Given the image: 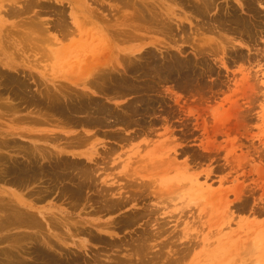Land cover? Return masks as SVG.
Returning a JSON list of instances; mask_svg holds the SVG:
<instances>
[{
    "label": "rangeland",
    "instance_id": "374dc122",
    "mask_svg": "<svg viewBox=\"0 0 264 264\" xmlns=\"http://www.w3.org/2000/svg\"><path fill=\"white\" fill-rule=\"evenodd\" d=\"M18 1V4L26 6L27 0ZM172 1L173 3H171ZM192 1L199 3L198 0H35L31 1L30 5L27 2L30 11L26 7L24 14L22 12L21 15L15 17L1 14L0 82L2 72H6L2 73L5 76L14 75L19 80L21 79L20 82L23 84H29V92H32L31 94L34 92L33 95L39 99L42 98L40 90L43 88L42 91H46L47 86L51 87L50 90H54L55 86L52 85V82L56 81V85L64 86L66 84L71 89L69 90L66 85L64 87L61 85V89L66 90L64 93L70 92L66 96L79 99L85 92L86 94L84 93L82 96L84 98L86 95L85 99L88 97L93 100L99 99V101L102 99L104 104L114 110L113 114L118 118L115 122L110 121L113 122L110 123L111 126L102 125L93 128L85 125V127L83 125L79 127L80 124L77 127L70 122L68 124V121H66L67 123L61 121L60 124V121L57 120L58 115L53 116L49 112L50 110H45V107L42 109L43 104L39 106L40 103L37 105L32 104L34 102L23 100L22 97L25 98V96H22L21 92H16V88H12L8 82L7 85L0 84V155L5 154L3 157L6 159L12 156L15 161L18 159V162L24 159L22 152H24V147H28V144L32 145H29L31 148L36 146V149H38L37 145L39 147L42 145L41 148H49L51 152L56 151L55 149L62 151V157L70 165L75 163L76 168L77 166L96 168L93 178H88V180L81 178L91 187L87 186L88 189H86L85 186L80 196L77 195L73 200V198L61 194L63 187L69 186L68 179L63 180L64 183L56 182L58 186L56 183V185L52 184L53 182L50 183V180L47 179L48 176H43L38 178L37 182L31 183L29 187L19 186V189L17 185L7 180L9 177H3L4 165L2 166V164L6 163L0 160L2 175H0V180H2V182L0 181V201L2 202L0 205L6 203L4 200L7 201V197L11 194L24 195L30 190L31 192L34 190L33 193L37 194V190L42 187V190L48 189L47 193H49V189H51L50 193L53 194L49 193L47 197L40 198L41 200L36 195L31 198L25 196V198L31 201L34 208L41 209L49 215L51 214L49 211L54 210L59 218L62 217L61 220L64 218V222L70 217L69 222L76 223L77 226L79 223L80 228L87 231L83 232L84 234H76L74 239L64 235L63 241L65 244H70L71 240L77 242L79 240L84 242L85 247L90 245L91 247H87V252H82V257L86 258L90 264H94L92 257L96 252L97 262L101 263L103 260V264H115V261L117 263V256L119 260L122 259L120 264H125V262H132L130 264H139L140 262V264H172L173 261H175L173 264H264V26H262L264 25V0H261V2L263 1L262 9L257 7L260 0H252L254 8L246 6L251 0H242L243 3L248 1L245 4L246 9H241V6L235 4L234 0H230V2L229 0H213V6L207 13L204 12L207 17L203 13L205 16L195 15L194 19L195 13L191 15L193 13L191 8L187 9L188 4ZM35 2L37 3L35 4ZM176 2H179L178 4L181 6ZM3 3V5H8L9 2L3 1ZM192 3L190 5H193ZM233 4L238 9L231 8ZM142 5H146V7ZM185 5L187 6L185 7ZM256 9H259L257 14ZM232 10L235 14L237 13L236 15L241 14V17L243 16L246 20L250 30L252 29L254 33L251 34V37L239 34L235 36V32L226 29L224 31L227 32H224L219 27V30L215 28L218 22H214L221 14L225 15L222 20H226L222 23H226V26L229 27L227 25L230 24L229 12L231 13ZM146 11L147 13H145ZM143 12L148 15L145 16ZM154 13L158 15L155 16ZM142 15L146 18L144 19ZM35 16L40 23H45V28L48 27L47 32H40V29L34 26V21L37 20ZM216 16L217 18L213 19ZM202 17L204 18L202 19ZM29 19L34 22L33 25L30 24L31 26ZM59 19H62L61 23H59ZM205 20L208 22L212 20V22H207V24ZM166 21L169 22L173 30L169 28V31ZM179 22H182V26ZM62 24H65V27H61ZM41 29L44 30V28ZM221 35L222 37H220ZM183 38L185 40H182ZM222 47H225L224 51ZM91 55H96L99 58L97 59L98 64L95 62V65L97 64L98 67L105 70L111 67L109 71L114 75L117 74V77L123 76L126 80L124 84L129 87L121 92L110 90L104 95L99 87L84 86L82 78L88 76L85 73L87 72L86 67L91 66L88 64L92 61ZM86 58H89L90 61H87ZM173 59H180L179 62L192 64L188 65L191 69L188 68L187 72L170 76L163 70L164 72H159L160 75L155 77L156 72H151V67H145L151 60L154 62L156 60V63H162V61L170 63V60ZM145 60L146 62H143ZM136 62L138 63L136 64ZM133 65L138 68L143 66L144 69L134 71ZM159 78L163 79L162 82ZM129 81L133 83L139 81L138 84H134H137L140 91L144 93H134L132 89L130 90ZM59 82H64V84ZM147 85L156 87H151L152 91ZM8 87L10 88L7 89ZM76 89H79L78 94ZM72 90L78 97L73 96ZM154 90L156 91L154 92ZM82 97L80 98L82 99ZM139 97L145 100L148 108L140 110L141 104L138 102L136 105L139 112L135 114L130 110H132V105L140 100ZM5 103L10 104L11 107L14 106L11 104H18L15 106L17 109L6 107ZM233 103L236 104V115L235 113L230 114ZM118 104L119 106H117ZM43 112L47 113V118L50 113L49 116L54 120L47 123L46 115L43 117ZM38 114L40 115L38 116ZM31 117H35L33 120L37 118L36 121H32ZM235 118L242 120L238 130L232 127ZM49 120H51L50 117ZM42 121L46 123L43 124ZM79 131L85 135L86 138L83 137L85 140L90 137L88 142L82 141L81 136L83 135ZM40 134L43 137L47 134V139L40 137ZM58 135H61V140L60 137L57 138ZM77 135L81 139L79 142L82 141V146L76 141ZM36 136L42 139L40 140ZM51 138L53 143L50 141ZM68 138L69 141L64 140ZM66 142L72 146L66 145ZM94 150L102 152L96 158L97 164L85 156ZM72 159L75 160L71 161ZM69 166L66 167V170ZM81 167L78 168L81 169ZM93 167L92 169H94ZM97 167H99L98 170ZM80 169L78 170L80 173H78L77 170L75 172V168H68V171L74 174V178L76 177L75 182H82L77 178V175L82 174ZM94 177H97V181ZM90 180L95 182L90 183ZM102 180H106V184ZM142 180L149 183L146 190H142L143 187L140 188L139 181ZM84 181L83 183H85ZM102 185L105 188L111 185L112 189L106 192L102 187L104 189L102 191ZM138 186L142 192L136 189ZM51 187L58 188L53 192L54 189ZM45 191L43 192L45 193ZM97 191H102V193L97 194ZM138 193L139 195H136ZM103 194L105 195L103 196ZM116 198L124 202L118 204L120 207L118 205H116L117 207H104L107 206V203L110 205V200L117 201ZM72 206L75 207L72 208ZM124 215L135 216L137 220H134V224L131 222L128 225L118 226L116 229L106 227V222L127 219L128 217ZM74 220L76 221L73 222ZM91 222L93 224L104 223V225L94 226L90 224ZM44 224L46 229L47 222L44 221ZM48 227L51 229L49 224ZM86 227L90 230L88 231ZM61 228L65 230L64 227ZM61 228L60 230H62ZM19 230L21 229H12L9 230L10 232L3 230L0 232V239L6 234L7 236L9 234L12 239L13 235L11 234L21 232ZM29 232L31 231L29 230ZM97 234L101 235L99 242ZM92 236L97 239L92 240ZM6 241L3 239L2 243L0 242V247L8 246L7 248H9L15 244V241L17 242V240L14 242L10 240L9 243ZM138 242L145 243L146 246L144 245L145 251L143 248L144 252L139 251V255L136 256L133 251L139 244ZM164 243L166 246L163 245ZM134 244H136L135 247H133ZM73 248L76 250L75 247ZM91 248L96 249V252ZM98 253L100 256L97 255ZM132 253H134V257ZM26 255L28 256V254ZM109 255L117 256L111 258L112 256ZM137 257L140 262L137 261ZM124 258L126 260H123ZM29 259L31 260V258ZM123 261L125 262L123 263Z\"/></svg>",
    "mask_w": 264,
    "mask_h": 264
},
{
    "label": "bare ground",
    "instance_id": "6f19581e",
    "mask_svg": "<svg viewBox=\"0 0 264 264\" xmlns=\"http://www.w3.org/2000/svg\"><path fill=\"white\" fill-rule=\"evenodd\" d=\"M3 1H8L9 3H8V5H3L4 3H3ZM31 1H35V0H31ZM30 0L28 1H26V6L25 5H20V4H18V0H0V19H2V13L4 14V16L5 15H8L9 17H11V16H13V17H15V16H18V15H21V13L22 14H24V11H26L25 9H26V7H27V4L28 5H30V3H32ZM191 1V0H190ZM196 1V0H195ZM199 1V3L196 1V3H194L193 1V3L192 2H190V4L192 3L193 5H190V4H188V6L189 7H187V9H189L190 10V8H191V11L193 12L191 15H193L194 13V17H193V19L196 17L195 15H203V16H205L206 15V17H207V14H205V13H207V11L213 6L212 5V3H213V0H198ZM232 1V0H231ZM236 3L235 4H238V6H241V9H243V8H245L246 6H248V7H252V8H254V6L252 5V0L250 1V3H247V5L245 6V4H246V2H248V1H246V2H242V0H234ZM253 1H255V0H253ZM28 2V3H27ZM77 2V1H76ZM183 2V1H182ZM187 2V1H186ZM186 2H184V3H186ZM215 2V1H214ZM229 2H230V0H229ZM259 2V1H258ZM37 2H35V4H36ZM43 3V2H42ZM95 3V2H94ZM171 3H173V1L171 2ZM177 3V2H176ZM179 3V2H178ZM177 3V4H178ZM188 3V2H187ZM186 3V4H187ZM219 3V2H218ZM217 3V4H218ZM234 3V2H233ZM254 3V2H253ZM25 4V3H24ZM34 4V3H33ZM39 4V3H38ZM195 4V5H194ZM232 4V3H231ZM256 4H257V2L255 3V6H256ZM263 1L261 2V0H260V3H258V6L257 7H259L260 9H262L263 8ZM46 5V4H45ZM131 5V4H130ZM174 5V4H173ZM178 5H180V4H178ZM211 5V6H210ZM134 6V5H133ZM142 6H144V5H142ZM181 6V5H180ZM187 5H185V7H186ZM232 6V5H231ZM244 6V7H243ZM29 7L30 6H28L27 7V9L29 10ZM44 7V6H43ZM47 7V6H46ZM144 7H146V5L144 6ZM184 7V8H185ZM217 7H219V5H217ZM227 7V6H226ZM229 7V6H228ZM236 7V5L234 6V4H233V7H231V8H235ZM181 8V7H180ZM225 8V7H224ZM223 8V9H224ZM230 8V9H231ZM237 8V7H236ZM256 8V7H255ZM163 9V8H162ZM186 9V10H187ZM238 9V8H237ZM246 9V8H245ZM250 9V8H249ZM96 10V9H95ZM142 10V9H141ZM146 10V9H145ZM212 10V9H211ZM222 10V9H221ZM220 10V11H221ZM225 10V9H224ZM229 10V9H228ZM248 10V9H247ZM257 10H259V9H256V14H257ZM264 10V9H263ZM30 11V10H29ZM94 11V10H93ZM172 11V10H171ZM216 11H217V9H216ZM219 11V12H220ZM223 11V10H222ZM227 11V10H226ZM225 11V13H227ZM253 11V12H254ZM262 11V10H261ZM261 11H259V12H261ZM92 12V11H91ZM205 12V13H204ZM209 12H211V11H209ZM236 12V11H235ZM248 12V11H247ZM254 12V13H255ZM94 13V12H93ZM144 13V12H143ZM142 13V14H143ZM145 13H147V11L145 12ZM144 13V14H145ZM182 13V12H181ZM205 15H204V14ZM217 13V12H216ZM220 13H222V12H220ZM249 13V12H248ZM251 13V12H250ZM35 14V13H34ZM155 14V13H154ZM153 14V15H154ZM237 14V13H236ZM235 13H234V11L232 10V12L230 13L229 12V17H230V20H229V22H230V24H227V25H229V27L228 26H226V23H222V19H223V17L225 16L224 14V16L221 14V15H219L218 16V18H217V16L216 17H214L213 19H215V18H217L216 19V21L214 22V23H217V27H216V25H215V28H217L218 29V27L220 28V30H222L223 29V31L226 29L227 31L229 30V31H231V32H235L234 33V35L235 36H237L236 34H239L240 36H242V35H247V36H249V37H251V34H254L253 32H252V29L250 30V27H249V25L247 24V22H246V20L243 18V16L241 17V14L240 15H236ZM239 14V13H238ZM260 14V13H259ZM258 14V15H259ZM61 15V14H60ZM146 15H148V14H145V16ZM158 14H155V16H157ZM185 15V14H184ZM218 15V14H217ZM254 15V14H253ZM261 15V14H260ZM264 15V14H263ZM143 17H144V19L146 18L144 15H142ZM189 16V15H188ZM199 16V17H200ZM227 16V15H226ZM256 16V15H255ZM183 17H185V16H183ZM228 17V18H229ZM262 17V16H261ZM19 18V17H18ZM187 18V17H186ZM190 18V17H189ZM201 18V17H200ZM204 17H202V19H203ZM225 18V17H224ZM246 18V17H245ZM33 20H34V18H32ZM35 19H37L36 21H34L33 22V20H31V19H29V21H30V23H29V25L30 24H32V23H34L35 25L34 26H36V28L37 29H40L39 31L40 32H42V31H45V32H47L48 30V27H46L45 28V23L44 24H42V22L40 23V21H38V18H36V16H35ZM82 19V18H81ZM151 19H153V18H151ZM172 19V18H171ZM206 19V18H205ZM211 19V18H210ZM212 19V20H213ZM247 19V18H246ZM40 20V19H39ZM62 20V19H61ZM60 19H59V23H61L62 21H61ZM173 20V19H172ZM191 20V19H190ZM208 20V19H207ZM212 20L210 21V22H212ZM252 20V19H251ZM250 20V21H251ZM254 20V19H253ZM154 21H155V19H154ZM206 21V20H205ZM209 21V20H208ZM208 21H206V23L208 22ZM226 21V20H225ZM225 21H223V22H225ZM255 21V20H254ZM259 21V20H258ZM21 22H23V21H21ZM26 22V21H25ZM166 22H168V21H166ZM165 22V23H166ZM183 22V21H182ZM181 22V23H182ZM195 22V21H194ZM199 22V21H198ZM203 22V21H202ZM210 22H208V23H210ZM57 23V22H56ZM64 23H65V21H64ZM160 23H162V22H160ZM164 23V24H165ZM180 22H179V24L182 26V24H181ZM204 23V22H203ZM207 23V24H208ZM248 23H249V20H248ZM254 23V22H253ZM23 24H24V22H23ZM37 24H38V26H37ZM91 24V23H90ZM163 24V23H162ZM167 24V23H166ZM165 24V25H166ZM195 24V23H194ZM205 24V23H204ZM203 24V25H204ZM212 24V23H211ZM259 24V23H258ZM257 24V25H258ZM26 25V24H25ZM27 25H28V21H27ZM33 25V24H32ZM56 25V24H55ZM65 25V24H64ZM63 24L61 25V27H63L64 26ZM196 25H198V24H196ZM210 25V24H209ZM208 25V26H209ZM213 25V24H212ZM211 25V26H212ZM226 26V28H224L225 26ZM31 26V25H30ZM33 26V27H34ZM82 26V25H81ZM168 26H170L169 25V22H168V24L166 25V27L169 29V28H171V30H173V28H172V26H170V27H168ZM252 26V25H251ZM262 26H264V25H262ZM6 27H8L9 28V26H6ZM24 27V26H23ZM65 27V26H64ZM153 27H155V26H153ZM161 27V26H160ZM166 27H164V28H166ZM179 27V26H178ZM199 27V26H198ZM202 27V26H201ZM7 28V29H8ZM41 28H44V30H42ZM166 28V29H167ZM203 28H205V27H203ZM209 28H211V27H209ZM7 29H5V30H7ZM26 29V28H25ZM149 29V28H148ZM153 29V28H152ZM157 29V28H156ZM197 29V28H196ZM214 29V28H213ZM31 30V29H30ZM36 30V29H35ZM47 30V31H46ZM151 30V29H150ZM164 30V29H163ZM210 30V29H209ZM219 30V29H218ZM28 31V30H27ZM169 31H170V29H169ZM168 31V32H169ZM182 31H185V30H182ZM205 31V30H204ZM227 31H224V32H227ZM254 31V30H253ZM8 32V31H7ZM31 32V31H30ZM37 32H38V30H37ZM39 32V33H40ZM160 32V31H159ZM214 32V31H213ZM212 32V33H213ZM223 32V33H224ZM4 33H5V31H4ZM36 33V32H35ZM34 33V34H35ZM158 33V32H157ZM170 33V32H169ZM168 33V34H169ZM198 33V32H197ZM196 33V34H197ZM23 34V33H22ZM25 34V33H24ZM214 34H215V32H214ZM217 34H219V33H217ZM233 34V33H232ZM27 35V34H26ZM230 35V34H229ZM257 35V34H256ZM130 36H131V33H130ZM172 36V35H171ZM42 37V36H41ZM199 37V36H198ZM220 37H222V35L220 36ZM28 38V37H27ZM27 38H25V39H27ZM38 38V37H37ZM37 38H35V39H37ZM185 38V37H184ZM182 39V40H185V39ZM190 38V37H189ZM3 39V38H2ZM7 39H9V38H7ZM23 39V38H22ZM54 39H55V37H54ZM201 39V38H200ZM219 39V38H218ZM222 39V38H221ZM250 39V38H249ZM257 39V38H256ZM199 40V39H198ZM209 40H211V39H209ZM208 40V41H209ZM225 40V39H224ZM174 41H175V39H174ZM173 41V42H174ZM207 41V42H208ZM212 41V40H211ZM222 41H223V39H222ZM227 41H228V39H227ZM2 42H4V41H2ZM184 42V41H183ZM199 42H200V40H199ZM213 42V41H212ZM225 42V41H224ZM231 42V41H230ZM230 42H228V43H230ZM255 42V41H254ZM210 43V42H209ZM217 43V42H216ZM2 44H5V43H2ZM218 44V43H217ZM220 44V43H219ZM225 44H227V43H225ZM207 45V44H206ZM209 45V44H208ZM4 46V45H3ZM197 46V45H196ZM215 45H213V47H214ZM220 46V45H219ZM225 46V45H224ZM232 46V45H231ZM6 47V46H5ZM198 47V46H197ZM207 47V46H206ZM205 47V48H206ZM204 48V47H203ZM211 48V47H210ZM215 48V47H214ZM217 48H218V46H217ZM224 48L225 47H222V49H223V51H224ZM110 49V48H109ZM207 49H208V47H207ZM1 50V49H0ZM215 50V49H214ZM220 51H221V49H219ZM213 52H215V51H213ZM219 52V51H218ZM48 53V52H47ZM144 53V52H143ZM104 54V53H103ZM106 55V54H105ZM104 55V56H105ZM215 55V54H214ZM170 56V55H169ZM168 56V57H169ZM91 57V62L93 63H91V62H86V64L88 63L89 65H91V66H87L86 67V69H87V72L85 73V75H88V76H86L84 79L82 78V83L84 84V86L85 85H89V86H91V87H99L100 89H101V91H103V93H104V95H105V93L106 92H108V91H110V90H112V91H116V92H121V91H123V90H125V89H127L128 87H126L127 85H125L124 83L126 82V80H125V78L122 76H119V77H117L116 75H114V74H112L109 70H110V68L111 67H109L108 69H101L100 67H98L97 66V59H99V58H97L98 56H96V55H91L90 56ZM138 57V56H137ZM145 57V56H144ZM112 57H110V59H111ZM158 58H159V56H158ZM87 59V61H90V60H88L89 58H86ZM85 59V60H86ZM141 59V58H140ZM203 59V58H202ZM1 60V59H0ZM112 60V59H111ZM139 60V59H138ZM142 60V59H141ZM143 60H144V58H143ZM147 60H148V58H147ZM165 60V59H164ZM180 60V59H179ZM179 60H177V59H173V60H170V63H163V61H162V63H156V60H155V62L154 61H148V63L146 64V66L145 67H151V72H156V76L155 77H157V75H160L159 74V72H164L163 70H165V74H167V75H173V74H175V75H177L176 73H184V72H187L186 70L189 68V69H191L189 66L190 65H192V64H186V63H182V62H179ZM189 60V59H188ZM206 60V59H205ZM103 61V60H102ZM108 61V60H107ZM160 61V60H159ZM201 61V60H200ZM95 62L97 63L96 65H95ZM138 62H140V61H138ZM138 62H136V64L138 63ZM143 62H146V60L145 61H143ZM142 62V63H143ZM133 63H135V62H133ZM193 63V62H192ZM87 64V65H88ZM209 64V63H208ZM105 65H108V64H105ZM139 66H140V64H138ZM189 65V66H188ZM194 65V64H193ZM85 66V65H84ZM101 66V65H100ZM137 66V65H136ZM195 66V65H194ZM202 66V65H201ZM83 67V66H82ZM116 67V66H115ZM133 67V70L134 71H139V70H143L144 68H143V66L141 67V68H138V67H135V65H133L132 66ZM193 67V66H192ZM208 68V67H207ZM83 69V68H82ZM85 69V70H86ZM204 69V68H203ZM162 70V71H161ZM193 70V69H192ZM208 70V69H207ZM147 71H149V70H147ZM196 71V70H195ZM194 71V72H195ZM200 71V70H199ZM1 72V71H0ZM115 72V71H114ZM204 72V71H203ZM208 72V71H207ZM2 73H6V72H2ZM1 73V75H2V78H1V82H0V84L2 83V84H6L7 85V82H8V84L13 88H16V92H21L20 94L22 95V96H25V98H23L22 97V99L24 100L25 99V101H27V102H34V103H32V104H39V106L41 105L42 106V104H43V106L41 107L42 109H43V107H45L46 109L45 110H50L49 112H51V114H53V116H55L56 117V115H58L57 117H58V122L61 124V121L62 122H65V123H67L66 121H68V124H70V123H72V125L73 124H75V125H77V127H78V124H80V126L79 127H82L81 125H83V127H85V126H88V127H91V128H93V127H98V126H102V125H109V126H111V124L110 123H113V122H115L116 120H118V118L116 117V116H114V114H113V109L112 108H110L107 104H104L103 103V100L101 101H99V99H97V100H93V99H91V97L89 98L88 97V99H85V96L86 95H84V98L82 97L83 96V94L85 93H83L82 94V96H80V97H82V99L79 97V99H77L76 97H74V98H76V99H72L73 97H69V95L68 96H66L67 94H69L70 92L67 90V92H69V93H64L65 91H63V89H61L62 87H61V85H59V84H57L56 85V81L55 82H52V85L53 86H55L54 87V90L52 89V90H50V88H48L49 86H47V88H46V91H42V90H40V92H42L41 93V97L42 98H36L33 94H35L34 92H33V94H31L29 91H30V88L28 87V85H26V83L25 84H23V82H20V80L17 78V77H15L14 75H9L8 74V76H5L4 74H2ZM137 73V72H136ZM135 73V74H136ZM139 73V72H138ZM158 73V74H157ZM90 74V75H89ZM129 74V73H128ZM131 74V73H130ZM142 74V73H141ZM154 74V73H153ZM153 74H151V75H153ZM192 74V73H191ZM132 75V74H131ZM144 75H146V74H144ZM148 75H149V73H148ZM198 75V74H197ZM16 76H17V74H16ZM162 76V75H161ZM179 76V75H178ZM199 76V75H198ZM206 76V75H205ZM67 77V76H66ZM141 78H142V75L140 76ZM151 77V76H150ZM154 77V76H153ZM152 77V78H153ZM159 77V76H158ZM176 77V76H175ZM23 78V77H22ZM124 78V79H123ZM136 78H138V77H136ZM161 78V77H160ZM159 78V79H160ZM167 78V77H166ZM188 78V77H187ZM80 79V78H79ZM178 79V78H177ZM71 80V79H70ZM74 80H76L75 78H74ZM141 80V79H140ZM139 80V81H140ZM161 80V79H160ZM163 80V79H162ZM162 80H161V82H162ZM166 80V79H165ZM197 80V79H196ZM22 81H25V80H23L22 79ZM27 81V80H26ZM139 81H137V82H139ZM157 81V80H156ZM189 81V80H188ZM6 82V83H5ZM78 82H80V80H78ZM130 82V90L132 89L133 90V92L135 93H139V92H142V91H140V89L138 88L139 86L137 85L138 83L137 82H134V83H137V84H134L133 82H131V81H129ZM145 82V81H144ZM149 82V81H148ZM59 83H63L64 84V82H59ZM153 83V82H152ZM194 83V82H193ZM201 83V82H200ZM143 84V86H145L146 84H147V82L145 83V85H144V83H142ZM158 84V83H157ZM162 84V83H161ZM202 84V83H201ZM66 85V84H65ZM64 85V86H65ZM141 85V84H140ZM149 85H151V84H149ZM149 85H147V86H149ZM176 85V84H175ZM40 86V85H39ZM63 86V85H62ZM63 86V87H64ZM137 86V87H136ZM142 86V87H143ZM147 86H146V89H147ZM154 86V85H153ZM153 86H151V87H153ZM179 86V85H178ZM198 86V85H197ZM66 87H68V89H69V86H67L66 85ZM141 87V86H140ZM150 87V86H149ZM148 87V88H149ZM151 87L149 88V90L151 89ZM156 87V86H155ZM155 87H153V88H155ZM5 88H6V86H5ZM10 87H8L7 89H9ZM72 88V87H71ZM135 88V89H134ZM136 88H138V89H136ZM144 88V87H143ZM1 89V88H0ZM39 89V88H38ZM67 89V88H66ZM73 89V88H72ZM97 89V88H96ZM159 89V88H158ZM157 89V90H158ZM11 90H13V89H11ZM69 90H71V89H69ZM74 90V89H73ZM71 91V93L73 92L74 93V91ZM78 90L79 89H76L75 91H77L76 93L78 94L79 92H78ZM99 90V89H98ZM144 90V89H143ZM152 90V89H151ZM32 91V90H31ZM34 91V90H33ZM39 91V90H38ZM153 91V90H152ZM156 90H154V92H155ZM15 92V93H16ZM81 92V91H80ZM97 92V91H96ZM158 92H160V91H158ZM162 92V91H161ZM1 93V92H0ZM8 93V92H7ZM12 93V92H11ZM37 94H38V92H36ZM44 93V94H43ZM72 93V94H73ZM142 93H144V92H142ZM146 93V92H145ZM149 93H150V91H149ZM18 94V93H17ZM24 94V95H23ZM77 94H73V96H77L78 97V95ZM81 94V93H80ZM86 94V93H85ZM154 94V93H153ZM11 95V94H10ZM15 95V94H14ZM88 95V94H87ZM20 96V95H19ZM37 96V95H36ZM71 96V95H70ZM108 96V95H107ZM112 96V95H111ZM133 96V95H132ZM147 96V95H146ZM13 97V96H12ZM143 97V96H142ZM37 100H36V99ZM92 98H94V97H92ZM140 98V100H137V102H133L134 104H135V106H134V104L132 105V110H130L131 112H134L135 114L137 113V112H139V111H137L138 110V106L136 105L138 102H140V110H141V108L142 109H144V110H146L147 108H148V106H147V104L145 103V100L144 99H142L141 97H139ZM162 98V97H161ZM13 99V98H12ZM21 99V100H22ZM96 99V98H95ZM112 99V98H111ZM136 99V98H135ZM4 103V102H3ZM8 103H10V102H8ZM11 103H12V101H11ZM14 103V102H13ZM158 103V102H157ZM5 104H7V103H5ZM22 104V103H21ZM155 104V103H154ZM10 104H7V105H5L6 107L8 106V107H11V106H9ZM11 105H14V106H12V107H15V106H17L16 104H11ZM31 105V104H30ZM29 105V106H30ZM128 105V104H127ZM158 105V104H157ZM4 106V107H5ZM25 106H28V105H25ZM117 106H119V104L117 105ZM235 106H236V104L235 103H233L232 104V107H231V109H230V114H234L236 111V108H235ZM11 107V108H12ZM19 107V106H18ZM22 107V106H21ZM20 107V108H21ZM37 107V106H36ZM156 107V106H155ZM16 108V107H15ZM24 108V107H23ZM121 108V107H120ZM151 108V107H150ZM17 109V108H16ZM25 109V108H24ZM36 109H38V108H36ZM159 109V108H158ZM19 110V109H18ZM21 110V109H20ZM44 110V111H45ZM120 110V109H119ZM9 111H11V110H9ZM13 111V110H12ZM15 111V110H14ZM41 111V110H40ZM123 111V110H122ZM129 111V112H130ZM151 111V110H150ZM39 112V111H38ZM152 112V111H151ZM36 113H37V111H36ZM35 113V114H36ZM44 113V112H43ZM118 113H120V112H118ZM125 113H127V112H125ZM41 115H42V113H40ZM40 114H38V116L40 115ZM122 114V113H121ZM124 114V113H123ZM134 114V115H135ZM46 115V118H47V113L45 112L44 114H43V117ZM49 115H50V113H49ZM48 115V118L45 120L47 123L49 122V121H52V120H54L51 116H49ZM145 115V114H144ZM235 115H236V113H235ZM234 115V116H235ZM36 116V115H35ZM37 116V117H38ZM125 116V115H124ZM21 117V116H20ZM42 117V118H43ZM49 117L51 118V120H49ZM60 117V118H59ZM140 117V116H139ZM26 118V117H25ZM30 118V117H29ZM33 118H35V117H31V119H32V121H36V119H34L33 120ZM56 119V118H55ZM124 119V118H123ZM122 119V120H123ZM16 120V119H15ZM18 120V119H17ZM21 120V119H20ZM26 120V119H25ZM24 120V121H25ZM48 120V121H47ZM132 120V119H131ZM22 121V120H21ZM30 121V120H29ZM29 121H26V122H29ZM34 121V122H35ZM39 121V120H38ZM43 122V124L44 123H46V122ZM110 121H113V122H110ZM40 122V121H39ZM57 122V121H56ZM70 122V123H69ZM137 122V121H136ZM240 122L242 123V120L240 121L238 118H235V121H234V123H233V125H232V127H234L235 128V130H238L239 129V126H240ZM32 123V122H31ZM36 123H38V122H36ZM144 123V122H143ZM39 124V123H38ZM37 124V125H38ZM51 124H52V122H51ZM63 124V123H62ZM68 124H67V126H68ZM135 124V123H134ZM41 125V124H40ZM46 125V124H45ZM57 125H58V123H57ZM56 125V126H57ZM85 125V126H84ZM52 126V125H51ZM66 126V127H67ZM116 126V125H115ZM121 126V125H120ZM123 126V125H122ZM121 126V127H122ZM143 126V125H142ZM69 127V126H68ZM71 128V127H70ZM73 128V127H72ZM125 128V127H124ZM135 128V127H134ZM141 128V127H140ZM146 128V127H145ZM86 129H87V127H86ZM143 129V128H142ZM99 130V129H98ZM118 130V129H117ZM134 130V129H133ZM80 132V131H79ZM106 132V131H105ZM104 132V133H105ZM108 132H109V130H108ZM66 133V132H65ZM81 133V132H80ZM94 133V132H93ZM78 134V133H77ZM83 136H81V138L83 139L82 141L84 142V141H87L88 142V139H90V137L88 138V136H87V138L88 139H84L83 137H85V135L83 134V133H81ZM96 134V133H95ZM94 134V135H95ZM101 134V133H100ZM109 134V133H108ZM115 134H117V133H115ZM119 134H121L120 132H119ZM134 134V133H133ZM44 135V134H43ZM56 135V134H55ZM54 135V136H55ZM105 135V134H104ZM124 135V134H123ZM40 137H43V136H41V134L39 135ZM54 136H53V138H54ZM73 136V135H72ZM75 136H76V134H75ZM74 136V137H75ZM79 136H80V134H79ZM118 136V135H117ZM122 136V135H121ZM28 137V136H27ZM31 137V136H30ZM37 137V136H36ZM44 137L47 139V134H45L44 135ZM43 137V138H44ZM49 137H51V136H49ZM60 137V138H59ZM112 137V136H111ZM123 137V136H122ZM133 137V136H132ZM37 138H39V137H37ZM57 138H59L60 140H61V135H58L57 136ZM56 138V139H57ZM64 138H67V137H64ZM80 138V137H79ZM78 138V135H77V139H76V141H78V143H80V145L82 144L81 142H79L81 139H79ZM86 138V137H85ZM110 138V137H109ZM127 138V137H126ZM40 139V138H39ZM42 139V138H41ZM40 139V140H41ZM72 140H73V137L71 138ZM97 139V138H96ZM115 139V138H114ZM121 139V138H120ZM11 140V139H10ZM53 141V139L51 138L50 139V141ZM64 140H70L69 138L68 139H64ZM72 140H71V143H73L72 142ZM75 140V139H74ZM13 141H14V139H13ZM51 141V142H52ZM59 141V140H58ZM1 142V141H0ZM44 142V141H43ZM117 142V141H116ZM53 143V142H52ZM56 143V142H55ZM68 142H66V145H69V146H72V145H70V144H67ZM77 143V144H78ZM86 143V142H85ZM2 144H3V142H2ZM7 144V143H6ZM13 144V143H12ZM20 144H22V143H20ZM61 144H63V143H61ZM76 144V145H77ZM93 144V143H92ZM24 145V144H23ZM22 145V146H23ZM27 145V144H26ZM29 145H31V144H28V147L26 146V147H24V152H22V157L24 158L22 161L20 160V161H18L17 162V160L15 161L14 160V158L12 157V156H10L9 157V159H6L5 157H3L4 155H0V160L4 163H6V164H2V166L4 165V167H3V177H9L7 180H9V182H11L12 184H14V185H17L18 187L20 186V187H29L30 186V184L31 183H33L34 181H36L38 178H41V177H43V176H48L47 177V179H48V181L50 180V183L51 182H53L52 184H54V185H56L57 183L56 182H62L63 180H66V179H68V182H70V183H68L69 184V186H65V187H63L62 185V187H63V189H62V192H61V194L63 193L64 195H66V196H68V197H71V198H73V200H74V197H77V195H79L80 196V193L82 192V190L84 189V187L86 186V189H88V187L87 186H90L91 187V185H89L88 183H86L85 181H84V179L85 180H88V178L90 179V178H93V176H95V175H93V173H96L95 171V169L96 168H94L93 166V168L94 169H92V167H91V169H89L88 167V165H86V166H88L87 168L84 166V168H82L81 166H77V168L78 167H81V169L80 168H78V170L80 169L81 170V172H82V174H80L79 176L77 175V178L78 179H80V181H82L81 180V178H84L83 179V181L85 182V183H83V181L82 182H79V181H77V182H75L74 180H75V178H74V174H72V172L71 171H68V168L70 167L71 169H74L75 168V172H77L78 170H77V168H76V165H70V163L69 162H67L63 157H62V151H60L59 149H55L56 151H53V152H51L50 151V149L48 150L47 148H45V147H43V148H41V146L39 147V145H37V147H38V149H36V146H33V148H31ZM52 145V144H51ZM83 145H85V144H83ZM25 146V145H24ZM32 146V145H31ZM74 146V145H73ZM78 146H79V144H78ZM82 146V145H81ZM163 146V145H162ZM8 147V146H7ZM18 147V146H17ZM20 147V146H19ZM30 147V148H29ZM63 147H65V146H63ZM66 147H68V146H66ZM74 147H77V146H74ZM109 147H110V145H109ZM112 147H113V145H112ZM160 147V146H159ZM10 148V147H9ZM21 148V147H20ZM4 149V148H3ZM102 150V149H101ZM101 150H100V152H101ZM112 150H114L113 148H112ZM163 150V149H162ZM156 151H158V150H156ZM155 151V152H156ZM161 151V150H160ZM15 152V151H14ZM100 152H98L97 150H94V152H90L89 154H86L85 156H87V158H89V159H91V161H94L96 164H97V156L100 154ZM162 152V151H161ZM16 153H17V151H16ZM19 153V152H18ZM20 153H21V151H20ZM102 153V152H101ZM110 153H111V151H110ZM114 153V152H113ZM159 153V152H158ZM78 154V153H77ZM108 154H109V152H108ZM112 154V153H111ZM65 155V154H64ZM104 155V154H103ZM60 156V157H59ZM66 156V155H65ZM7 157V156H6ZM13 159H12V158ZM20 157V156H19ZM106 159V158H105ZM73 160H75V159H72L71 161H73ZM81 160V159H80ZM99 160V159H98ZM77 161V160H76ZM85 161V160H84ZM80 162V161H79ZM101 162V161H100ZM110 162V161H109ZM72 163V162H71ZM103 163V162H102ZM136 163V162H135ZM76 164H77V162H76ZM87 164V163H86ZM106 164V163H105ZM141 164V163H140ZM70 165V166H69ZM79 165V164H78ZM85 165V164H84ZM67 166H69L68 168H67V170H66V167ZM104 166V165H103ZM137 167V166H136ZM1 169V168H0ZM99 169V167H97V170ZM262 169V168H261ZM260 169V170H261ZM77 170V171H76ZM138 170V169H137ZM137 170H135V171H137ZM105 171V170H104ZM141 171V170H140ZM145 172V171H144ZM259 172H261V171H259ZM264 172V171H263ZM78 173H80L79 171H78ZM101 174V173H100ZM0 175H1V172H0ZM132 175V174H131ZM2 176V175H1ZM97 178V177H96ZM95 177H94V179H96ZM136 178V177H135ZM139 178V177H138ZM43 179V178H42ZM93 179V180H94ZM130 179V178H129ZM134 179V178H133ZM40 181H41V179H39ZM46 180V179H45ZM92 180V181H93ZM139 180V179H138ZM153 180V179H152ZM1 182H2V180H0ZM47 181V182H48ZM92 181L90 180V183H92ZM96 181H97V179H96ZM103 181V183L104 184H106V180L104 181V180H102ZM132 181V180H131ZM37 182V181H36ZM46 182V181H45ZM95 181H93V183H94ZM127 182V181H126ZM153 182V181H152ZM44 183V182H43ZM42 183V184H43ZM49 183V186L51 185ZM56 183V184H55ZM62 183H64V182H62ZM135 183H137V182H135ZM6 184V183H5ZM40 184V183H39ZM38 184V185H39ZM132 184V183H131ZM138 184V183H137ZM139 184L141 185V187L140 188H142V190L144 189V190H146L147 189V187L146 186H149V183L147 182L146 183V181H139ZM157 184V183H156ZM44 185V184H43ZM53 185V186H54ZM58 185V184H57ZM65 185H67V184H65ZM98 185V184H97ZM134 185V184H133ZM139 185V186H140ZM36 186V185H35ZM34 186V187H35ZM45 186V185H44ZM59 186V185H58ZM60 186V187H61ZM95 186H96V183H95ZM119 186V185H118ZM137 186V185H136ZM139 186L138 187H136V189L139 191L140 190V192H142L141 191V189L139 188ZM155 186V185H154ZM20 187H19V189H20ZM34 187H32V188H34ZM38 187H41V186H38ZM46 187H47V185H46ZM105 189V191L106 192H108L109 190H111L112 189V186L110 185V186H108L107 188H105V186H101V190L103 189V188ZM16 188V187H15ZM43 188V187H42ZM42 188L40 189V190H37L38 191V195L37 194H35V193H33L34 192V190L31 192V190L28 192V193H25L24 195H17V194H11L10 196H8L7 198H8V200L7 201H5L3 198H2V201L4 200V202H6V203H3L2 205H0V232L1 231H3V230H7L8 232H10L9 230H12V229H21V230H19V231H21V232H17L16 234H14V233H12L11 235H13L11 238L12 239H10V235L8 234V236H7V234H6V236L4 235V236H2V238L6 241L7 239H10L12 242H14V240H17V242L15 241L14 243L15 244H12L11 246H9V248H7V247H0V264H90V263H88L87 262V260H86V258L84 259L83 257H82V252H87L88 250H87V247H89L88 245H87V247H85V244H84V242L83 241H79L78 240V242L77 241H75V240H71L72 242L70 243V244H65L64 243V241H63V237H64V235L66 236V237H68V238H70V239H74L76 236V234L78 235V234H80V233H82V234H84L83 232H85L83 229H81L80 228V226H79V223H78V226H77V224L76 223H71V221L69 222L68 220H70V217L68 218V220L67 221H63V219L61 220V218H59L58 217V214H57V212H55L54 210H51V211H49V212H51V214L49 215V214H46L47 212H44L43 210H41V209H38V208H34L33 206L34 205H32L31 204V201L30 200H26V198H25V196H27V197H29V198H31V197H34L35 195L36 196H38V198H39V200H41L40 198H45V197H47V195H49V193H50V190L51 189H49V193H47L48 191V189L45 191V190H42ZM48 188V187H47ZM52 189H54L53 187H51ZM56 188H58V187H56ZM55 188V189H56ZM115 187L113 186V189H114ZM139 188V189H138ZM146 188V189H145ZM55 189H54V191L53 192H55ZM95 189V188H94ZM103 189V190H104ZM154 189V188H153ZM59 190H60V188H59ZM102 190V191H103ZM43 191H45V193L43 192ZM89 191V190H88ZM92 191V190H91ZM102 191L101 192H99V191H97V194L99 193H102ZM133 191V190H132ZM136 191V190H135ZM134 191V192H135ZM148 191V190H147ZM36 192V191H35ZM94 192H96V191H94ZM105 192V193H106ZM52 193V192H51ZM50 193V194H51ZM137 193V192H136ZM143 193H144V191H143ZM149 193V192H148ZM53 194V193H52ZM51 194V195H52ZM84 194V193H83ZM114 194V193H113ZM141 194V193H140ZM50 195V196H51ZM60 195V194H59ZM96 195V194H95ZM105 194H103V196H104ZM106 195H108L107 193H106ZM112 195V194H111ZM118 195V194H117ZM122 195V194H121ZM136 195H139V193L138 194H136ZM82 196V195H81ZM129 196V195H128ZM132 196V195H131ZM142 196V195H141ZM146 196V195H145ZM91 197V196H90ZM106 197V196H105ZM108 197V196H107ZM140 197V196H139ZM67 198V197H66ZM79 198V197H78ZM85 198V197H84ZM99 198V197H98ZM120 198V197H119ZM119 198H116L117 199V201L115 200H110V205H108V203H107V206H104V207H112V206H116V205H118V204H120V203H124L123 201H121V200H118ZM144 198V197H143ZM35 199V198H34ZM80 199V198H79ZM100 199V198H99ZM105 199V198H104ZM113 199V198H112ZM120 199H122V198H120ZM1 200V199H0ZM38 200V199H37ZM86 200H89V199H86ZM91 200V199H90ZM108 200V199H107ZM123 200V199H122ZM131 200V199H130ZM36 201V200H35ZM84 201V200H83ZM104 200L102 199V202H103ZM109 201V200H108ZM125 201V200H124ZM1 202V201H0ZM38 202H41V201H38ZM37 202V203H38ZM80 202V201H79ZM89 202V201H88ZM91 202H93V201H91ZM104 202V203H105ZM2 203V202H1ZM103 203V204H104ZM106 203H105V205H106ZM127 203V202H126ZM91 204V203H90ZM71 205H72V202H71ZM74 205V204H73ZM95 205V204H94ZM136 205V204H135ZM143 205H145V204H143ZM103 206V205H102ZM119 207H120V205H118ZM151 206V205H150ZM149 206V207H150ZM75 207V206H74ZM73 206H72V208H74ZM109 207V208H110ZM117 207V206H116ZM125 207V206H124ZM31 208H33V209H31ZM98 208V210H99V207H97ZM122 208V207H121ZM118 209H120V208H118ZM131 209V208H130ZM141 209H143V208H141ZM151 209V208H150ZM149 209V210H150ZM35 210V211H34ZM102 210V209H101ZM100 210V211H101ZM112 210V209H111ZM136 210V209H135ZM104 211V210H103ZM138 211V210H137ZM154 211V210H153ZM89 212V211H88ZM93 212V211H92ZM110 212V211H109ZM115 212V211H114ZM97 214H98V212H96ZM100 213V212H99ZM112 213V212H111ZM110 213V214H111ZM136 213V212H135ZM147 213V212H146ZM125 216V215H124ZM127 216V215H126ZM125 216V217H126ZM148 216V215H147ZM154 216V215H153ZM65 217V216H64ZM121 217H123V216H121ZM128 217V216H127ZM67 218V217H66ZM149 218V217H148ZM136 218H135V216H130V217H128L127 219H125V220H119V221H117V222H115V221H111V222H106V227L108 226V228L109 227H111V229L112 228H114V229H116V228H118V226H122V225H128V224H130L131 222H133V224H134V220H135ZM139 219V218H138ZM156 220H157V218H155ZM137 220V219H136ZM135 220V221H136ZM140 220V219H139ZM44 221H46L47 222V225H46V229H45V224H44ZM76 220H74L73 222H75ZM144 221V220H143ZM86 222H88V221H86ZM116 223V224H115ZM48 224H49V226L51 227V229L48 227ZM90 224H93L92 222L90 223ZM99 224H101V223H99ZM99 224H93L94 226L95 225H97V226H99ZM156 224V223H155ZM101 225H104V223L103 224H101ZM113 225V226H112ZM159 225H160V223H159ZM133 226V225H132ZM61 227H64L65 228V230H63ZM82 227V226H81ZM60 228L63 230H60ZM83 228V227H82ZM87 228V230H88V227H86ZM105 228V227H104ZM107 228V229H108ZM128 228V227H127ZM161 228H163V227H161ZM106 229V228H105ZM156 229H158V228H156ZM29 230L31 231V232H29ZM90 230V229H89ZM88 230V231H89ZM161 230V229H160ZM165 230V229H164ZM163 230V231H164ZM49 231H52V232H49ZM93 231V230H92ZM138 231V230H137ZM153 231V230H152ZM47 234H46V233ZM87 232V231H86ZM91 232V231H90ZM144 232V231H143ZM157 232V231H156ZM66 233H68V234H66ZM92 233V232H91ZM93 233L94 234H96L95 233V231H93ZM93 233H92V235H93ZM97 233H99V232H97ZM138 233V232H137ZM163 233V232H162ZM86 234V233H85ZM89 234V233H88ZM102 234H104V232H102ZM156 234V233H155ZM154 234V235H155ZM97 235H99V234H97ZM113 235V234H112ZM150 235V234H149ZM152 235V234H151ZM153 235V236H154ZM162 235V234H161ZM49 236H51L52 238H50ZM88 236V235H87ZM95 236V235H94ZM100 236L101 235H99V237L97 236V238H98V242L100 241L99 240V238H100ZM108 236V235H107ZM145 236V235H144ZM140 237H141V235H140ZM148 237V236H147ZM146 237V238H147ZM0 239V242L2 243V241H3V239ZM92 238V240H96L97 238L96 237H91ZM103 238V237H102ZM107 238V237H106ZM113 238V237H112ZM136 238V237H135ZM65 240L67 239V238H64ZM70 239H68V240H70ZM89 239V238H88ZM101 239V238H100ZM142 239V238H141ZM144 239V238H143ZM2 240V241H1ZM10 240H7L6 242H8L9 243V241ZM90 241H91V239H89ZM146 240V239H145ZM10 241V242H11ZM105 241V240H104ZM107 242H108V240H106ZM115 241V240H114ZM138 241V240H137ZM147 241H148V238H147ZM113 242V241H112ZM133 242V241H132ZM135 242V241H134ZM145 242V241H144ZM0 243V244H1ZM136 243V242H135ZM139 243V242H138ZM137 243V244H138ZM27 244H31L30 246L28 245L27 246ZM101 244V243H100ZM110 244H111V242H110ZM109 244V245H110ZM113 244V243H112ZM68 245H70V246H68ZM95 245V244H94ZM116 245V244H115ZM114 245V246H115ZM130 245H132V244H130ZM135 245L136 244H134V246L133 247H135ZM144 245H145V243H139L135 248H134V251H133V249H132V251L136 254V256L137 255H139V251H143V248H144ZM163 245H165L166 246V243H164ZM117 246V245H116ZM120 246V245H119ZM118 246V247H119ZM146 246V245H145ZM73 247H75L76 248V250L73 248ZM91 247V246H90ZM109 247V246H108ZM161 247V246H160ZM71 248H73L72 250H71ZM93 248V247H92ZM91 248V249H92ZM103 248V247H102ZM147 248V247H146ZM98 249V248H97ZM107 249V248H106ZM121 249V248H120ZM93 250V249H92ZM91 250V251H92ZM101 250V249H100ZM105 250V249H104ZM93 251H95L96 252V249L95 250H93ZM106 251V250H105ZM131 251V252H132ZM144 251H145V248H144ZM143 251V252H144ZM162 252V251H161ZM91 253H93V252H91ZM97 253V252H96ZM96 253H94V255H93V261H94V264H103V260H101V263L100 262H97V260H96ZM134 253H132V255L134 254ZM147 253V252H146ZM155 253V252H154ZM153 253V254H154ZM159 253V252H158ZM26 254H28V256L26 255ZM128 254V253H127ZM164 254V253H163ZM98 256H100L99 255V253L97 254ZM119 255V254H118ZM131 254H129V256H130ZM132 255L130 256L131 258H133L134 257V255H133V257H132ZM142 256H143V253L141 254ZM83 256H85V255H83ZM91 256V255H90ZM102 256V255H101ZM104 257H105V255H103ZM110 257L112 256V255H109ZM115 256H117V255H115ZM115 256H112L111 258H113V257H115ZM128 256V255H127ZM129 256H128V258H129ZM141 256V257H142ZM145 256V255H144ZM146 257V256H145ZM153 257V256H152ZM154 257H156V256H154ZM153 257V258H154ZM29 258H31V260L29 259ZM108 258V257H107ZM119 257L117 256L116 257V259H117V263H118V261H120L118 264H120L121 262H122V259L120 258V260L118 259ZM127 258V257H126ZM127 258V259H128ZM98 259V258H97ZM115 259V260H116ZM139 259H140V257H139ZM99 260V259H98ZM123 260H126L125 258L123 259ZM129 260V259H128ZM127 260V261H128ZM147 260H148V258H147ZM162 260V259H161ZM89 261V260H88ZM114 261V260H113ZM132 261H135L134 259H132ZM137 261H139L138 260V257H137ZM159 261V260H158ZM158 261H157V263H158ZM125 261H123V263H124ZM140 262V261H139ZM172 262V261H171ZM174 263H175V261H173ZM173 262H172V264H173ZM105 263H108V262H105ZM111 263H113V262H111ZM116 263V261H115V264H117ZM130 263H132V262H130ZM130 263H128V262H125V264H130ZM133 263H135V262H133ZM137 263V262H136ZM141 263V262H140ZM139 263V264H140ZM147 263H149V262H147ZM151 263V262H150ZM92 264V263H91ZM108 264H110V263H108ZM114 264V263H113ZM138 264V263H137ZM143 264V263H142ZM153 264V263H152ZM156 264V263H155Z\"/></svg>",
    "mask_w": 264,
    "mask_h": 264
}]
</instances>
